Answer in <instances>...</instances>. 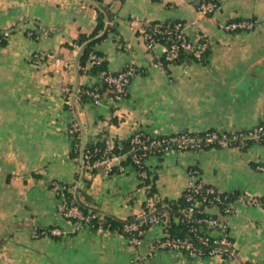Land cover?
<instances>
[{"label":"crops","instance_id":"1","mask_svg":"<svg viewBox=\"0 0 264 264\" xmlns=\"http://www.w3.org/2000/svg\"><path fill=\"white\" fill-rule=\"evenodd\" d=\"M216 10L202 15L203 0H100L115 30L94 49L110 72L133 65L127 93L119 100H81L83 83L97 79L78 71L80 33L95 27L96 0H0V29L10 32L0 44V264H264V209L235 205L224 217L233 242L232 259L188 255L171 249L150 252L160 225L145 231L140 244L109 229L80 225L63 215V198L51 182L68 185L75 199L117 218L140 214L159 199L176 200L196 167L205 184L221 192L264 194V142L245 148L211 147L168 151L146 165L156 173L148 195L124 156L97 165L88 177L68 133L77 138L114 139L135 131L157 136L180 131H238L264 123V0H212ZM250 20L247 30L226 31L220 24ZM143 21L188 23L187 36H207L203 59L165 63L162 45L148 50ZM160 61H162L160 63ZM87 196L88 199H86ZM87 200V201H86ZM56 228L59 235L35 236Z\"/></svg>","mask_w":264,"mask_h":264},{"label":"built area","instance_id":"2","mask_svg":"<svg viewBox=\"0 0 264 264\" xmlns=\"http://www.w3.org/2000/svg\"><path fill=\"white\" fill-rule=\"evenodd\" d=\"M217 3L212 0H203L200 4V12L202 15H209L217 8ZM188 23L181 21H161L151 22L143 21L140 32L145 41L148 50L154 49L156 44H160V39H163L168 44L162 45V58L165 63H172L179 57L181 51L189 52L193 60H200L204 51H206L212 44V40L207 36H200L197 39H190L186 33ZM253 22L250 20H232L220 24V28L226 31L247 30L250 29ZM10 32L7 29H0V43L5 41ZM91 63H99L100 59L93 53L89 55ZM162 61H160L161 63ZM104 75V80L113 89V99L119 100L127 93V88L130 79L136 74V68L133 65H127L124 69L116 73L101 72ZM92 98L93 102L100 101L98 91L93 89L87 92ZM82 125L79 120H72L68 126V133L77 140ZM131 146L129 152L131 153V162L137 164L141 169L138 171L140 181L146 177L145 170L142 168L145 157L147 155L165 154L168 151H185V150H202L205 146L211 147H246L248 143L264 142V123H259L251 128L238 131H216L207 130L203 134H192L188 131H180L172 134L162 135H145L143 131H135L131 136ZM88 155L83 158L87 159L84 164L81 163V169L84 176H89V171L97 165H103L105 171L111 170L110 159L102 157L99 160L89 161ZM198 170L190 169L191 181L186 187V200L190 201L189 208L183 212L182 219H189L192 215V209L200 204L214 206L215 203L223 204L222 213H230L231 202L244 203L246 206H258L264 209V195H250L244 191L232 192V197L229 200L221 198L217 194L208 197V194L216 193L213 187L209 186L202 191V186L198 178ZM51 189L54 193L59 194L64 189V185L51 182ZM199 193L200 198L194 196ZM195 197V198H194ZM225 200V201H224ZM63 215L66 218L73 219L80 225H89L91 217H98L97 214L91 216L84 215L79 209L78 205L71 201L66 209L63 210ZM139 220L137 222L126 223L123 225V230L127 232L126 238L132 245H138L143 237L144 227L161 224L163 221V214L154 209L153 203H150L147 211L138 214ZM198 222H204L212 227V231L204 232L203 235H196V240L204 246H209L207 251L197 248L187 238L171 237L168 233L163 231L162 237L153 240L150 245V252L157 249H171L188 255L197 256H215L221 259H232L234 256V247L229 235L228 225L218 218H200ZM218 230V231H215ZM202 232V231H201ZM59 235L60 230L56 228H40L34 232L35 236L41 235Z\"/></svg>","mask_w":264,"mask_h":264},{"label":"trees","instance_id":"3","mask_svg":"<svg viewBox=\"0 0 264 264\" xmlns=\"http://www.w3.org/2000/svg\"><path fill=\"white\" fill-rule=\"evenodd\" d=\"M96 2L98 3V9H97V14H96V23H95L94 29L89 34L80 33L77 39L75 40V42L82 47L79 53V56H78V60H77L79 73L80 74L85 73L87 74L88 77L97 79L96 83L88 84L86 82V83L79 85V91L77 92V95L81 100L85 98H89L92 100V98L90 97V95H88L87 92L92 91L95 88L100 95V99L104 97L113 98V89L104 80V75L101 74V72L103 71L108 72L106 68L105 60L103 59L101 60L99 58L100 54L94 49V45L96 42L104 38L109 32H113L115 30V24L106 23V20H112V16L109 13V10L107 8L99 4L100 0H96ZM3 42L4 41H2L0 44H2ZM160 42H161L160 44H163V45L168 44L163 39H160ZM206 51H204V53ZM90 53L95 54L100 59L99 63H91V59L89 57ZM204 53L202 54V57ZM202 57L201 59H203ZM189 60H193L190 53L186 51H181L179 53L178 59H176L174 63L180 64L183 62H187ZM118 71H115L112 73H116ZM137 72H138V69L136 68V73ZM204 132L205 131L190 132V133L201 135ZM132 134L128 138H125V139H114L111 146H109L108 150H106L107 145H106L105 140L101 138L96 141L88 140L84 142L83 144L80 142V139L78 140L73 139V149L75 152L80 153L82 164H84L85 161L87 160L83 158L84 155H88L89 156L88 160L91 162L95 160H99L102 157L112 158L115 156L119 157L123 155L124 156L123 163L121 161L120 165L118 167L112 168L110 172H120L122 169V165H126L130 163L134 166V168L136 169L138 173V171H140L141 168L137 164H133L131 162V153L129 152L130 146H131L130 140H131ZM145 135H148V134L145 133ZM250 144L251 143H248L247 146ZM207 148H211V146L210 145L205 146L203 149H207ZM242 148H245V147H242ZM162 155L164 154L147 155V157H145L144 162L142 164V168L143 170H145L146 177L142 179L141 183L143 186L147 187L149 196H153L155 192L154 180L156 179V173L150 170L149 167L146 165V159L151 156L161 157ZM189 169H197V168L191 167ZM94 172H95V169H91L89 171L90 174H93ZM209 186L213 187L216 193L214 192L212 194H208L207 195L208 197L210 196L212 197L214 194H217L221 198L224 197V199L226 198L225 200H229L231 199L233 195L232 192L234 193L237 192V191L221 192L216 187L212 185H208V184H203L202 191H204V189ZM75 194L78 195L77 191L75 192ZM75 194L68 191V185H64V189L62 190V192L57 195L63 198V210L68 207L71 201H73L78 205L79 209L84 215L91 216L93 214H97L98 217L96 216L91 217V219L89 220V225L91 227L98 228V229L114 230V231L120 232L124 236H127L128 233L123 230V225L126 223L137 222L139 220L137 214L130 215V216H127L121 219L113 215H110L108 213H103L97 209L91 210L90 207H88V205L86 204V202L77 201L75 199ZM194 196L196 198H200L201 195H199V193H195ZM84 197L88 199L87 196L84 195ZM189 206H190V201L186 200L185 190L182 191L180 197L177 198L176 200L159 199L156 202H154V205H153L155 210H157L158 212L162 214H166L165 215L166 220L162 224L164 232L168 233L169 236L171 237H178V238L187 237L193 243V245H195L197 248H200L203 251H207L209 246L201 245L196 240L195 234L203 235V231L208 232L209 230L212 229V227L208 226L204 222H198L197 220L200 218H206V219L207 218H217V214L212 213L210 211H206L205 204L203 203V204L193 207L192 215L189 219H186V218L182 219L181 217H182L183 212L186 211L189 208ZM222 207H223V204H218V203H215L213 206V208L218 209V211L220 212H222ZM147 209H148V206L144 208V211H147Z\"/></svg>","mask_w":264,"mask_h":264},{"label":"rangeland","instance_id":"4","mask_svg":"<svg viewBox=\"0 0 264 264\" xmlns=\"http://www.w3.org/2000/svg\"><path fill=\"white\" fill-rule=\"evenodd\" d=\"M235 147V146H234ZM226 148H228V147H226ZM185 151H187V150H185ZM194 151V150H193ZM189 170L190 169H188V172H189ZM199 172V171H198ZM199 173H198V178H199ZM200 179V178H199ZM192 179H191V175H190V179H189V181H188V183H187V185H186V187L188 186V184L190 183V181H191ZM200 181H201V179H200ZM201 183H203L202 181H201ZM186 187L184 188V190L186 189ZM248 193V192H247ZM250 194V193H249ZM250 195H255V194H250ZM262 195H264V194H261V195H257V196H262ZM232 204L230 205V209L232 210L230 213H222V212H220V211H218V209H216V208H213V206H208V205H206L205 206V210L206 211H210V212H212V213H215V214H217V218L218 219H220V220H222V221H224L227 225H228V223L224 220V217H226V216H228L229 214H231L234 210H235V205H242V206H246L244 203H238V202H231ZM153 205H154V203H153ZM147 206H150V204H148ZM247 207H250V206H247ZM258 207V206H257ZM144 211V210H143ZM142 211V212H143ZM141 212V213H142ZM165 215L166 214H163V221H162V223L161 224H157V225H160L161 227H162V230H163V222H165V220H166V218H165ZM152 226V225H151ZM150 226H146V227H144V229H143V233H145V231H147V229L149 228ZM203 228V227H202ZM36 230V229H35ZM210 231V230H209ZM212 231V230H211ZM215 231H218V230H215ZM229 233V232H228ZM144 235V234H143ZM162 237V236H161ZM153 240H156V239H153ZM152 240V241H153ZM152 241H151V243H152ZM233 243V242H232ZM151 245V244H150ZM149 245V246H150Z\"/></svg>","mask_w":264,"mask_h":264}]
</instances>
